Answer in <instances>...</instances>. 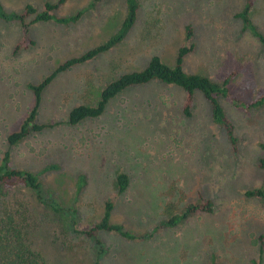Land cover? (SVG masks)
Segmentation results:
<instances>
[{"label": "rangeland", "instance_id": "1", "mask_svg": "<svg viewBox=\"0 0 264 264\" xmlns=\"http://www.w3.org/2000/svg\"><path fill=\"white\" fill-rule=\"evenodd\" d=\"M47 1L0 0L7 11ZM137 20L126 38L110 50L58 73L42 92L36 121L46 124L20 142L7 135L19 128L34 103L28 83H38L67 58L105 42L124 17V0H99L68 24L0 19V158L11 166L41 173L45 190L76 207V226L86 230L112 201L111 221L151 236L127 240L102 231L104 251L93 240L67 227L68 216L38 203L22 185L0 184V217L21 221L25 238L44 264H264L259 236L264 234V203L245 191L264 187V106L244 110L218 100L239 136L233 153L224 130L211 118L200 91L191 115L183 114L185 91L153 79L114 96L103 113L75 125L67 122L78 105H95L101 89L124 73L140 70L157 55L174 66L178 49L194 44L182 68L220 82L230 71L232 94L250 101L264 93V42L236 16L245 0H138ZM91 0H66L54 12L66 16ZM33 15L26 18L30 22ZM249 17L264 36V0H254ZM23 46L15 51L19 43ZM86 184L73 203L77 174ZM128 186L118 192L116 177ZM209 199L211 212H200L174 227L156 228L188 203Z\"/></svg>", "mask_w": 264, "mask_h": 264}, {"label": "trees", "instance_id": "2", "mask_svg": "<svg viewBox=\"0 0 264 264\" xmlns=\"http://www.w3.org/2000/svg\"><path fill=\"white\" fill-rule=\"evenodd\" d=\"M99 0H91L90 4L83 7L74 13L66 16H57L55 11L66 0L47 1L43 4L41 10H37L31 4L19 11H7L0 3V19L4 21L17 20L27 29L30 23L45 22L53 20L57 23L68 24L77 21L84 11ZM125 14L120 22L118 29L103 43L87 50L79 56L65 59L51 73L45 76L38 83H28L27 87L32 91L34 103L28 114L22 121L17 130L10 132L7 135L8 144L14 145L32 132L41 131L46 127V124H41L36 121L38 109L42 99L44 88L51 83L55 76L72 67L75 64L85 62L94 58L98 54L110 50L117 44L121 43L127 36L128 32L134 26L139 10L138 0H124ZM254 3V0H245V5L236 16L243 21L244 29L249 30L261 42H264V36L258 31L249 17V12ZM33 15L30 22H26V18ZM23 43L19 42L15 46V51L20 49ZM194 49V44L181 46L178 49L176 62L174 66H168L161 59L154 55L150 58L147 65L136 71L124 73L116 79L107 83L100 91L99 100L95 105H78L73 107L68 114L67 122L75 125L85 118H94L101 115L107 103L118 93L133 85L144 84L153 79H157L167 84H175L183 88L185 91V99L182 107L183 114L191 115L193 105V97L195 91H200L208 101L211 108V118L214 123L218 124L225 132L226 138L230 144L233 153H237L239 136L235 133V125L232 119L226 114L221 106L218 97L223 96L229 99L232 104L244 110L260 108L264 106V93L257 95L250 101H241L237 99L229 88L230 81L234 78L235 72H228L220 82L212 81L209 77L199 73H188L182 68L184 57ZM260 147L264 151V143H260ZM259 167L264 168V156L259 159ZM58 169L56 164H47L38 172H32L27 169H20L11 166V154L7 149L0 158V184L4 185H22L29 189L34 199L48 207L52 212L63 213L68 216L67 227L73 233H81L91 238L97 248L98 255L104 251V242L99 237L102 231L113 232L127 240H141L151 236V232L136 233L127 230L122 224L111 221V212L113 210L112 201H106L101 217L94 221L86 230H80L76 226V207L74 205H66L52 192L45 190L40 174L50 170ZM128 177L125 173H119L116 177L118 192H123L128 186ZM86 184V176L84 173L77 174L73 203L78 198ZM248 196H257L264 203V187H255L245 191ZM212 202L205 199L198 202L188 203L179 213H175L169 218L163 220L156 228L174 227L184 222L190 216L200 212H211ZM24 228L21 221L14 215L6 214L0 217V264H44L39 254L30 246L25 238ZM259 252L264 249V234L259 236ZM93 264H99L96 259Z\"/></svg>", "mask_w": 264, "mask_h": 264}]
</instances>
